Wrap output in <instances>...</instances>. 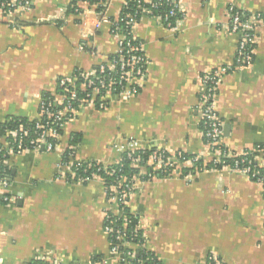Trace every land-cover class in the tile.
<instances>
[{"label": "crops", "instance_id": "1", "mask_svg": "<svg viewBox=\"0 0 264 264\" xmlns=\"http://www.w3.org/2000/svg\"><path fill=\"white\" fill-rule=\"evenodd\" d=\"M103 1L99 14L84 2L71 11L70 0H34L30 11L0 20V124L36 118L43 93L59 95L60 80L115 53L110 20L125 0ZM229 7L264 14V0H178L183 19L176 31L159 18H142L133 34L147 65L136 95L111 100L102 111L87 106L67 122L54 152L10 158L8 191L16 200L0 205L3 264H90L95 256L116 264L103 222L117 208L103 181L60 180L56 165L72 137L78 159L105 166L118 163L124 150L204 155L199 77L235 59L239 36L228 31ZM252 58L248 68L225 75L215 95L224 146L238 155L264 144V28ZM256 158L264 164V154ZM135 168L139 178L147 172ZM187 174L135 183L126 208L137 216L145 249L160 264H205L210 255L221 264H264V187L230 168Z\"/></svg>", "mask_w": 264, "mask_h": 264}, {"label": "built area", "instance_id": "2", "mask_svg": "<svg viewBox=\"0 0 264 264\" xmlns=\"http://www.w3.org/2000/svg\"><path fill=\"white\" fill-rule=\"evenodd\" d=\"M33 1L0 0V20L3 18L10 19L20 12L30 11ZM150 1L152 0H143L144 3H151ZM157 1V4L163 3L170 6L169 11L165 13L164 17L159 18L162 26L167 30L176 31L183 19V14L179 12L178 0ZM153 6L156 7V4H152ZM74 10L76 11L77 9L74 7ZM177 12L180 13L179 18L173 23L170 21V18L174 17ZM124 17L125 31L113 33L117 39V49L106 62L99 64L96 69L83 75L74 74L70 80H60L57 86L60 93L56 95L57 97L55 95H49L48 97L41 95L37 117L32 119L36 121L33 135L22 126H19L16 130L6 129L4 134L0 135V205L9 206L15 203L16 200L8 191L11 180L9 161L12 156L21 155L29 151L54 152L59 146L58 142L67 122L87 106L93 105L96 111H102L111 100L117 98L129 100L136 95L139 86L138 82L145 74L147 60L141 45L133 34V30L142 18L155 17L151 9L144 8L140 2L138 6L134 7V12H129ZM228 18V31L231 34L239 36L235 59L232 64L215 66L204 71L199 77L200 91L197 100L205 154L187 155L181 152L169 154L166 151L155 148L149 150H124L122 155H126L127 159L132 160V166L139 167L140 169H151V173H145L149 178L146 181L158 177H183L186 175L185 172L190 169L195 174H199L206 171L204 169L205 164L215 166L222 163L225 158L237 159L241 157L240 160H235L232 164L225 165L223 168L238 170L255 183L264 187V164L259 165L257 156L253 160L257 163V169L252 170V160L245 157V154L230 153L225 148L222 122L215 104V95L222 78L229 73L240 71L251 65L257 30L264 28V14L250 15L229 7ZM98 28L99 24H96L95 30ZM79 48L83 49L82 46H79ZM78 82L81 83L80 87H76ZM132 143V141L129 142L130 145ZM67 149L68 147L65 151ZM142 151L150 152L145 161L133 158V153ZM256 152L258 155L264 154V150L258 149ZM206 157L209 158L207 159ZM62 159L63 156L56 165L57 178L60 180L84 184L93 178H99L97 176L83 178L78 174L79 166L89 162L78 159L76 153H74V156L69 154L66 161ZM199 162H201L202 166L197 165ZM123 180H119L118 184H121ZM132 180L134 184L131 187H127L126 185H123V188L112 186L110 196H107L105 193L107 200L116 206L117 211L116 213L106 212L104 221L108 220L109 216L120 217L123 215L119 206L127 204L128 199L126 198H129L135 192V183L139 181L135 176ZM103 231L108 240L111 227L103 225ZM122 238L123 235L121 237L118 236L117 240L120 241ZM127 245L124 244L123 246ZM108 246L110 254L116 257V264H127L116 245L110 244L108 240ZM131 247L135 246L131 245ZM126 257H131V253H127ZM212 259L209 256L207 262ZM0 264H3L1 258ZM98 264H108V261L102 257V261ZM215 264H221V262L216 261Z\"/></svg>", "mask_w": 264, "mask_h": 264}, {"label": "trees", "instance_id": "3", "mask_svg": "<svg viewBox=\"0 0 264 264\" xmlns=\"http://www.w3.org/2000/svg\"><path fill=\"white\" fill-rule=\"evenodd\" d=\"M78 2H84L88 5L95 6L96 11L99 14H102L105 10L103 5V0H70V9L74 11V7L76 8V4ZM140 4L147 9H151V12L155 18H163L165 13H167L170 9L169 5L158 3L157 0L150 1L151 3H144L143 0H125L120 8L118 13V21L114 22L113 19L110 20L111 24V32H124L125 31V14L134 12V7ZM152 4H156V7H152ZM179 12L175 14L174 17L170 18V21L173 23L179 18ZM43 97H48V93H43ZM36 121L28 120L23 118H10L7 122L0 124V135H3L5 130H16L19 126L27 129L31 135L34 133ZM76 137H72L68 143V149L64 152L63 161L67 160L69 154L74 156L76 152ZM59 143V142H58ZM264 150V144L256 145L253 149L252 153H244L245 157L252 160V170L257 169V163L254 162V158L258 155L256 150ZM150 155L149 151L135 152L133 153V158H139L142 161H145ZM241 158V157H240ZM240 158L232 159L225 158L223 159V164L220 163L218 165L213 166L212 164H205V170H218L222 169L225 165L232 164L235 160H240ZM89 163H84L79 166L78 174L83 178H91L94 176L99 177L103 181V186L105 193L107 196L111 194L112 186L122 187L123 185L131 187L134 184L132 178L135 176L139 178L138 168L132 166V160L127 159L126 155H122L121 160L118 164L112 166H102L101 164L95 161H88ZM141 163V162H140ZM198 166H202L201 162L197 163ZM148 173H151V169L147 170ZM192 174L193 170H187L185 174ZM124 179L121 184H118L119 180ZM147 175L140 176L139 180L146 181L148 180ZM85 184V183H84ZM123 186V187H124ZM122 187V188H123ZM126 199H129L128 197ZM119 209L122 212V216L120 217H112L109 216V219L104 221V226L109 225L111 227V232L108 236L109 243L112 245H116L118 247L119 252L122 254V258L125 259V263L127 264H160L156 259L154 254L147 251L144 247V240L142 238V233L138 226L137 216L130 213V211L126 208V205H120ZM123 235L122 240H117V237H121ZM124 244H128L127 246H123ZM131 245L135 247H131ZM127 253H131V257H126ZM213 259L209 262L206 261L205 264H215L216 261H220L218 258L213 257ZM102 261V256H95L92 258L90 264H98ZM32 264H52L47 263L41 260L35 261ZM124 264V263H123Z\"/></svg>", "mask_w": 264, "mask_h": 264}]
</instances>
